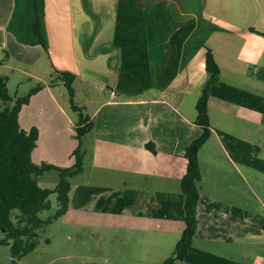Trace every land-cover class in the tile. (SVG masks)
<instances>
[{
    "label": "crops",
    "instance_id": "obj_1",
    "mask_svg": "<svg viewBox=\"0 0 264 264\" xmlns=\"http://www.w3.org/2000/svg\"><path fill=\"white\" fill-rule=\"evenodd\" d=\"M35 1L0 0V73L44 84L19 117L23 129H39L32 158L74 163L78 122L56 103L58 88L66 97L56 72L76 75L75 97L78 82L105 76L116 95L88 115L93 127L83 137V171L70 179L67 213L89 207L172 222L175 243L185 226V154L202 133L193 93L209 79L212 51L220 74L210 88L211 136L199 152L196 232L178 264H237L229 255L244 240L256 244L252 223L264 201V0H45L48 52L34 31ZM0 76L9 85L11 76ZM65 135L70 144L60 142ZM43 176L39 182L49 180Z\"/></svg>",
    "mask_w": 264,
    "mask_h": 264
},
{
    "label": "trees",
    "instance_id": "obj_2",
    "mask_svg": "<svg viewBox=\"0 0 264 264\" xmlns=\"http://www.w3.org/2000/svg\"><path fill=\"white\" fill-rule=\"evenodd\" d=\"M44 6L45 0L35 1L34 31L39 38V44L48 52ZM206 68L209 79L203 86L195 106V122L202 128V133L187 147V171L181 180V189L185 194V226L172 254L162 264H178L183 260L189 252L196 232L199 184L202 179L199 152L211 136L208 107L210 88L220 74L219 65L210 49L207 51ZM56 74L57 81H61L66 87L73 110L79 113L76 126L78 145L73 150L75 162L71 167L65 168L47 162L34 163L32 154L39 140V129L32 127L25 130L20 124L22 107L30 102L31 97L39 92L44 84L38 83L24 96L12 95L8 78L0 76V246L10 247L14 264L38 247L40 232L47 225L67 213L73 190L70 179L83 171V137L93 127L89 116L75 103L73 83L76 75L69 71H57ZM147 147L155 150L152 144H147ZM53 170L59 174L57 184L53 188L41 186L39 176ZM52 194H56L59 208L52 217L43 219L40 213L51 208Z\"/></svg>",
    "mask_w": 264,
    "mask_h": 264
},
{
    "label": "rangeland",
    "instance_id": "obj_3",
    "mask_svg": "<svg viewBox=\"0 0 264 264\" xmlns=\"http://www.w3.org/2000/svg\"><path fill=\"white\" fill-rule=\"evenodd\" d=\"M0 74L11 76L9 90L12 95L18 93V95L24 96L40 81L34 77L21 76L19 73L17 75L11 74L9 70ZM44 78L48 79V76L46 75ZM106 82L105 76L98 75L91 76V80L86 84L77 83L78 93L75 97V103L83 109L85 115L90 116L99 103L114 100L109 94L110 91ZM62 88L66 91V97L60 94L58 88L55 90L57 92L56 103H60L69 117L78 122L79 113L73 110L66 87L63 85ZM193 94L200 96L201 92L197 89ZM260 137L264 138V127L260 129ZM71 141L72 139L65 135L60 142L70 144ZM57 142L51 141L50 150L53 151L58 148L53 147ZM263 144L262 142V158H264ZM38 153L36 155H39ZM65 155L68 158L69 154H61L60 156L65 158ZM32 160L37 164L42 162V160L35 161L33 158ZM60 162L67 164L64 159ZM72 162H75L74 156L71 157L70 164ZM46 175L43 177L49 180L45 181L40 178V185L53 188L55 186L53 181H56L55 179L58 181V172L48 171ZM255 177L254 175L253 178ZM258 180L264 184L262 173ZM85 181L87 180L85 179ZM50 201L51 208L40 213V217L43 219L52 217L59 208L56 194L50 196ZM263 202H259L258 207L255 202L253 205L254 212H256V207L258 208L259 216L258 226L254 225V220L251 229L254 231L251 237L256 244L251 246L247 240H244V245L239 246L229 255L237 264L264 263ZM91 208H93L92 205ZM119 214L89 209V207L82 209L73 206L68 213L53 220L40 232L38 247L23 258L18 259L17 264H162L172 254L174 244H176L177 224L160 219H140L134 216H120ZM158 244L162 246L156 251ZM163 258L165 259L163 260ZM0 264H14L9 246H0Z\"/></svg>",
    "mask_w": 264,
    "mask_h": 264
},
{
    "label": "built area",
    "instance_id": "obj_4",
    "mask_svg": "<svg viewBox=\"0 0 264 264\" xmlns=\"http://www.w3.org/2000/svg\"><path fill=\"white\" fill-rule=\"evenodd\" d=\"M110 93H111V95H113V96L116 95V92H115L113 89H110Z\"/></svg>",
    "mask_w": 264,
    "mask_h": 264
},
{
    "label": "water",
    "instance_id": "obj_5",
    "mask_svg": "<svg viewBox=\"0 0 264 264\" xmlns=\"http://www.w3.org/2000/svg\"><path fill=\"white\" fill-rule=\"evenodd\" d=\"M91 264H97V263H91Z\"/></svg>",
    "mask_w": 264,
    "mask_h": 264
}]
</instances>
